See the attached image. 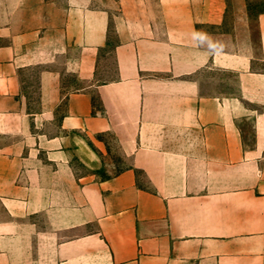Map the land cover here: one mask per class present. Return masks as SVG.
<instances>
[{"label":"crops","instance_id":"1","mask_svg":"<svg viewBox=\"0 0 264 264\" xmlns=\"http://www.w3.org/2000/svg\"><path fill=\"white\" fill-rule=\"evenodd\" d=\"M99 1L0 0V264H264V10Z\"/></svg>","mask_w":264,"mask_h":264},{"label":"rangeland","instance_id":"2","mask_svg":"<svg viewBox=\"0 0 264 264\" xmlns=\"http://www.w3.org/2000/svg\"><path fill=\"white\" fill-rule=\"evenodd\" d=\"M114 1L118 0H100L99 4L102 7H108V5H115ZM227 4V25L229 27H233V25L238 20V16L244 13L249 16V24L255 32V17L259 12L264 10V0H227ZM261 66L262 68H264L263 65ZM105 71V76H103L101 80H109L110 78H112L114 74L113 62H111V60L109 59L105 64ZM222 88H224L223 85ZM226 88L228 92H233L236 90V78L231 72H228Z\"/></svg>","mask_w":264,"mask_h":264}]
</instances>
